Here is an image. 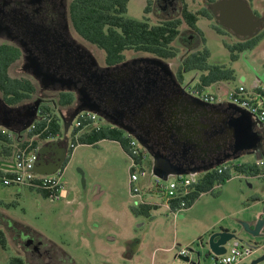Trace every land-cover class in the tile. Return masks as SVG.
Returning a JSON list of instances; mask_svg holds the SVG:
<instances>
[{
  "label": "rangeland",
  "instance_id": "374dc122",
  "mask_svg": "<svg viewBox=\"0 0 264 264\" xmlns=\"http://www.w3.org/2000/svg\"><path fill=\"white\" fill-rule=\"evenodd\" d=\"M158 1L152 0V8L147 11L149 0H130L125 15L157 24L160 20L178 15L182 4H187L189 9L195 12L205 6L204 0H177L174 3L176 8L170 5L163 10L161 7L163 0L160 3ZM250 4L258 11L264 9V0H252ZM197 25L210 50L209 63L225 65L235 71L234 80L204 87L203 92L213 93L226 101L229 90L239 85H244L249 90L264 88L262 80L257 76L264 73V35L255 48L239 52L231 48L240 41L239 37L225 29L216 17L200 15ZM181 29L186 32L183 39L177 38L173 42V45L179 48V54L170 60V64L183 88L188 85L197 88L201 72L192 70L180 73V58L190 46L192 50H197L203 43L195 40L194 44L188 46L187 36L190 34L187 32L188 27L183 24ZM76 38L90 49L100 63H104L103 50L86 42L77 34ZM124 53L126 60L153 58L152 54L145 51L126 50ZM233 54H236V57ZM10 73L19 76L20 64L11 67ZM24 75L28 76L25 72ZM66 112L64 109L65 114ZM99 122L106 123L103 119ZM91 128L88 126L75 134L72 126L67 134L70 142L76 141L77 145L74 148L73 161L63 167L62 179L66 189L70 191V198L73 199L71 206L82 208L76 216L68 210L63 213L59 210L55 212L54 207L58 201L27 185H5L2 181L3 175L0 173V228L5 231L8 239L6 248L0 245V264H8L13 256L28 260V264H150L151 253L158 246L162 248L160 253L164 254H167L164 251L165 247L174 246L169 252L172 257L177 252L176 246L190 248L191 260L197 261L196 252L202 249L203 253L205 252L203 245L213 232H210L211 226L212 229L218 228L219 225L238 229L242 219L254 210L249 209L250 204L257 201V196L264 199V178L246 176L231 168L232 177L229 180L222 185L216 184L213 191L202 193L191 207L180 210L175 222L171 211L167 212L164 208L154 211L153 216L157 215L164 219L171 228L165 231L166 239H143L144 232L149 230L148 223L151 218L136 215L131 209L132 206L140 204V197L130 193L129 179L132 166L130 156L110 139H103L95 145L81 144L79 136L84 130ZM52 139L48 138L47 141ZM243 161L255 163L258 159L255 155L244 154L240 158L228 161L227 165ZM152 166L153 157L146 150L143 161L136 171L144 169L147 176L141 177L138 184L141 195L146 199L161 200L164 191L159 188L168 186L178 178L177 175L171 174L167 180L158 179L152 173ZM184 176L197 182L201 174L192 173ZM99 189L103 192L100 196ZM263 207L264 202L260 201L259 208ZM8 219L14 221V225L12 221L8 222ZM15 221L44 233L47 240L42 239V243L49 254L40 257L37 252L28 250L20 236L24 228ZM143 222L146 223L145 226ZM8 223L11 227L9 229L5 225ZM172 236H177L178 239H169ZM48 242L54 243L57 247L53 249L47 245ZM58 246L65 254L58 252ZM262 253L259 251L256 256ZM201 264L216 262L213 258L204 256L201 258ZM259 264H264V261Z\"/></svg>",
  "mask_w": 264,
  "mask_h": 264
},
{
  "label": "flooded vegetation",
  "instance_id": "af4514ba",
  "mask_svg": "<svg viewBox=\"0 0 264 264\" xmlns=\"http://www.w3.org/2000/svg\"><path fill=\"white\" fill-rule=\"evenodd\" d=\"M251 1L248 0L249 4ZM163 2V10L170 5L176 8L174 3L177 0ZM204 3L214 18L219 15L213 10L214 2L204 0ZM253 11L260 22L254 35L244 37L225 25L223 27L240 40L264 34V9ZM194 42L191 37L188 46ZM0 44H10L20 50V57L10 69L19 63L21 74L14 76L9 69L10 75L24 79L25 72L38 85L35 99L26 106H34L41 101L40 110L44 104L52 105L60 92H70L74 101L64 108L67 116L81 106L90 107L106 122L133 129L152 151L162 152L178 167L188 171L187 174L218 159L240 153L235 152V138L226 128L234 116V110L228 105L201 102L199 108L202 112L196 117L201 125H209L212 129L201 133V144L189 150L178 142V136L159 131L168 117V106L163 103L166 101L165 90L173 91L175 81L179 97H188L177 86L179 82L173 71L159 61L143 58L124 60L116 65L100 63L90 49L76 38L68 18L67 0H0ZM190 48L184 54L190 52ZM156 104L163 114L159 115V120L155 115ZM6 105L0 92V107ZM17 107L23 112L24 104ZM55 108L57 113L58 109L64 112V109ZM11 117L15 129L21 128L27 120L16 113ZM217 142L221 145L220 149H217ZM21 235L28 250L37 252L40 257L49 254L41 239L30 232H22Z\"/></svg>",
  "mask_w": 264,
  "mask_h": 264
},
{
  "label": "trees",
  "instance_id": "16d2710c",
  "mask_svg": "<svg viewBox=\"0 0 264 264\" xmlns=\"http://www.w3.org/2000/svg\"><path fill=\"white\" fill-rule=\"evenodd\" d=\"M129 1L67 0L68 18L75 33L86 42L103 50L105 53V63L116 65L123 62L126 60L124 53L126 50L145 51L163 63H169L171 59L176 58L179 54V48L174 46L173 42L177 38L183 39L186 30L183 32L181 26L186 24L188 27L187 32L190 33L187 36V40L189 41L193 37L197 42L203 43V46L200 49L191 50L180 58V73L182 71H200V89L218 82L235 79L234 69L225 65H211L209 63L210 50L206 46V39L197 25L200 15L212 17L207 7L204 6L201 10L195 12L190 10L187 4H182L178 15L160 20L157 24H150L148 20H138L125 15ZM206 1L215 2L216 0ZM151 3L152 0H149L147 11L151 10ZM263 35L260 34L253 38L241 39L231 48L239 52L253 49ZM233 56L236 57V54H233ZM19 57L20 50L17 47L10 44H0V92L3 101L8 106L14 107L33 102L38 92L37 83L29 76H24L23 79L10 75V66ZM176 78L180 83L177 76ZM73 101L74 95L72 93L60 92L52 105L44 104L41 106L42 116L36 122L37 128L29 136L40 133L46 125L49 128L35 139V145L47 140L49 137L53 138L62 134L63 124L56 112L55 106L64 109L71 106ZM81 129H76L74 133L77 134ZM125 132V130L117 126L93 127L92 129L84 130L78 140L81 144L92 145L97 144L103 139L116 140L122 145L125 152L131 155L132 137ZM23 144V133L19 136L16 133L10 135L0 131V158L10 159L15 148ZM145 152L136 157V160L140 164L143 161ZM262 155L264 156V153ZM231 168L246 176L264 175V168L258 162H243L233 165L228 163L227 168L223 169L222 172H219V167L205 172L197 182L189 185L187 192L183 196L170 200L171 208L173 210L179 208L181 200L187 201L186 208L191 207L202 193L213 191L216 184L222 185L229 180L232 177ZM0 173L4 176V172L2 173L0 170ZM40 192L48 197V193L44 191ZM157 208V205L144 202L131 207L134 214L144 215L149 218L152 217L153 210ZM11 221L8 219V222ZM15 223L24 228V225H21L19 222L15 221ZM8 227L11 228L10 226ZM48 243L47 245L53 249L57 247L54 243ZM0 245L3 248L8 246L7 236L2 228H0ZM61 253L65 254L63 251ZM8 264H28V260L26 261L20 256H13L9 259Z\"/></svg>",
  "mask_w": 264,
  "mask_h": 264
},
{
  "label": "water",
  "instance_id": "95a60500",
  "mask_svg": "<svg viewBox=\"0 0 264 264\" xmlns=\"http://www.w3.org/2000/svg\"><path fill=\"white\" fill-rule=\"evenodd\" d=\"M212 7L214 12H219V15L216 17L219 23L221 25H225L227 28L233 29L237 34L244 37H249L254 35V33L257 31L256 27L260 24L259 18L254 13L248 0H217L212 4ZM246 24L247 28L245 30ZM152 60L159 61L165 66L170 67L169 63H163L154 57ZM94 61L96 62L95 58ZM257 76L264 84V73ZM40 102L41 101H37L34 106L24 105L23 112L22 108L17 106L14 107L6 105L0 107V126H3L14 133L21 135L35 120L41 117L39 110ZM201 102L202 101L197 98H188L185 96L174 99L171 98L168 102L164 100L163 103H166L168 106L166 109L168 117L162 122L164 126L158 130L165 131L166 133L172 134L173 136H178V142H180V144H182L188 150L191 149L192 146H199L201 144V133L207 130L211 131L212 129V127L209 125H201L196 117L197 113L199 114L202 112L199 108ZM179 106L181 107L179 108ZM155 107H157L155 108V115L157 120H159V115L163 114L158 111L157 104ZM228 107L234 110V116L230 119L229 125L226 128L232 132L233 137L235 138V152L238 151L240 153L233 157L226 156L225 158L211 162L209 165L204 166V171L212 170L222 164L227 163L230 160L237 159L240 157L241 153L255 155L258 160L263 158L262 151L264 149V123L241 107L233 104H229ZM82 110L97 112L90 107L81 106L71 116H67L62 110L58 109V115L63 124L62 137L53 138L39 147V159L35 167L36 172L41 174H53L64 166L67 152L56 158L48 165L44 159V154L53 144H57L62 141H64L66 144H69V138L67 134L72 126L74 118ZM14 112L17 115H23L24 119L25 117L27 118V120H24V125L19 129H15L12 126L11 116L15 114ZM113 124L123 130H126L127 132L130 131L126 127L115 122H113ZM135 137L153 157L152 172L156 177H158V179L167 180L171 174L181 176L189 173L188 171L183 170L181 167H178V165L174 164L173 161L162 152L152 151L151 148L147 146L139 136L135 135ZM220 148L221 145H218L217 149ZM13 166L14 163L12 160L9 161L7 159L0 158V168H12ZM191 172H196V170H192ZM263 228L264 207L260 215H251L250 220L240 222L238 229H220L213 231L209 235L208 241L203 245L205 252L203 253V249L196 252L197 261L191 260L190 256L188 255L179 257L185 258L186 261L191 262V264H201V258H204V256L206 258L210 257L216 260L217 255L227 252L228 245L232 240H238L245 245L257 247L258 244L253 243V239L264 237V232L262 231ZM263 261L264 253L253 259L249 264H259Z\"/></svg>",
  "mask_w": 264,
  "mask_h": 264
},
{
  "label": "built area",
  "instance_id": "2783aa9c",
  "mask_svg": "<svg viewBox=\"0 0 264 264\" xmlns=\"http://www.w3.org/2000/svg\"><path fill=\"white\" fill-rule=\"evenodd\" d=\"M179 87L181 88L182 93L190 98H197L205 103L236 105L238 107H241L242 109L247 110L253 116L257 117L261 122L264 123L263 87H259L254 90H249L244 85H239L229 90V92L227 93L226 101H224L222 98H219L213 93L203 92V89H200L199 87L196 88L188 85L183 88L181 84ZM38 119L35 120L26 130L27 138L24 144L15 148L14 153L12 155V161L14 163V166L12 168H1L4 172L2 181L5 185H27L32 189L48 193V197H51L55 200H59L63 197L64 192L66 190L65 183L62 179L64 171L63 167L53 174H41L36 172L35 170L37 161L39 159L38 150L40 146L39 144L35 145L34 141L37 137H39L41 133L45 132L49 128V126L46 125L40 133L29 136V134L37 128L36 122L38 121ZM100 119V116L96 112L90 110H82L74 118L72 126L74 127V131L78 128L83 129L88 126H91L92 128L107 126L105 125L107 124V122L105 121L106 123H101L99 122ZM0 131L5 134H15L14 132L10 131L9 129L3 126H0ZM57 137H62V134ZM131 144L132 154L129 155L132 164L130 173V193L134 196H140L141 189L138 182L141 177L147 176V171L144 169H142L140 172L136 171V168L140 165V163L136 160V157L141 155L142 152H145V149L142 144L134 137H132ZM76 145L77 143L76 141H74L72 142L71 147L75 148ZM257 162L259 163V165L264 166L263 158L259 159ZM222 165L223 166L221 167L218 166L219 172H222L223 169L227 168L226 163ZM184 175L177 176L178 179L176 181L170 182L168 186H162L168 201V207L174 217H176L178 211L182 210L183 208H186L187 201L181 200L180 207L176 210H173L171 208L170 200L183 196L187 192L189 185L194 182L186 179V177L188 176ZM157 183L160 186L159 181H157ZM176 248L178 249V256H186L189 254V250L187 248H179L177 246ZM260 249H264V244H258L257 247H251L239 242L238 240H232L228 245L227 252L221 255H217L215 262L216 264H243L246 259L252 257L256 253V251Z\"/></svg>",
  "mask_w": 264,
  "mask_h": 264
},
{
  "label": "crops",
  "instance_id": "0c3cea01",
  "mask_svg": "<svg viewBox=\"0 0 264 264\" xmlns=\"http://www.w3.org/2000/svg\"><path fill=\"white\" fill-rule=\"evenodd\" d=\"M170 66H171V64H170ZM170 69L172 70V67H170ZM169 82H173V81H169ZM174 84H176L175 81H174ZM174 84H173V87H174V90L173 91L172 90H170V91L165 90V92H164V94H165L164 97H165V99H166L167 102L171 98H173V99L174 98H179V94L177 92V90H178L177 88L178 87H176V85H174ZM177 86H178V84H177ZM180 107L181 106H179V108ZM105 125L115 127V125L113 123H111V122L110 123L107 122V124H105ZM128 130H130V131L127 132L125 130L126 131L125 133L127 135H131L132 137L136 138L135 137L136 134H135L134 130L133 129H129V128H128ZM19 136H21V135H19ZM23 138H24V142H25V140L27 138V132L26 131H24V133H23ZM112 141L113 142H116L118 144V146H120L123 149L122 145L118 141H116V140H112ZM46 142H47V140H45L43 142H40L39 143V146H41L42 144H44ZM71 144L72 143L69 140V144H66L64 141H62V142H59L57 144L51 145L49 147V149L47 150V152L44 154V159H45L47 165L50 164V163H52L59 156H62L63 154H65V152H67L65 164H64L63 167L68 166L69 163L72 162L73 161V158L75 157L74 148L71 147ZM123 151L125 152L124 149H123ZM262 153H264V149H263ZM244 154L245 153H243V154L241 153L240 154V157L242 155H244ZM7 160L11 161L12 158L7 159ZM243 162H250V161H243ZM243 162H241V163H243ZM0 170L2 171L1 168H0ZM205 172H207V171H204L203 168H202L200 170H196V172H190V174H192V173L201 174V176L199 177V179H200L204 175ZM2 173H3V171H2ZM260 177L264 178V176H260ZM129 181H130V179H129ZM159 189H161L162 191H164L161 187ZM101 193H103V192L99 189L98 190V196H100ZM137 197H140V201H139L140 203L144 202V203H149V204L157 205L158 206V208L155 209V210H153V212H152V217H150L151 219H150V221L148 223L149 230H146L144 232L143 239H166V235L167 234L165 233V231L166 230H169V228H171V227L168 225V223L164 219H161L157 215L156 216H153L154 211L161 210L162 208H164L167 212H170V209L168 207V201H167L165 192H164L163 198L161 200L155 199V198L146 199L142 195L137 196ZM63 198H65V199H63ZM256 200L257 201H254L252 204H250V208H249V209H254V210L251 211V213L248 214L247 217H244L242 219V221L250 220L251 215L257 216V215H260L262 213L263 208L262 209L259 208V203H260V201L261 202H264V199H260V197L257 196ZM56 201H58L59 203L54 207L55 208V212H57L59 210V211H61L63 213V212H65V211L68 210L69 213H74L75 216H76V215H78L82 211V208L81 207H76L75 208V207H72L71 206L73 204V199L70 198V191L68 189L65 190L63 197L61 199H59V200H56ZM69 206H71V207H69ZM178 212H177L176 217H174V219H173L174 222L178 218ZM20 224L21 225H24V231L22 230V232H26V233L30 232L35 237H37L38 239H41V240L42 239L43 240L46 239L45 238L46 235L44 233L37 232L35 229H31L28 225H26L24 223H20ZM143 224L145 226L146 223L143 222ZM5 225L9 229L8 224H5ZM209 229H211L210 232H212V231L220 230V229L232 230L233 228H231V227H224L223 225H219L218 228L217 227H214L212 229V226H211ZM262 231L264 232V228L262 229ZM21 233H20V236H22ZM23 238H24V236L21 237V241L24 240ZM169 239H178V238H177V236H174V237L172 236ZM253 243H255V244H264V237H259V238L253 239ZM178 245H179V243H178ZM173 248H174V246L165 247L164 248V251L167 254H164V253H160V251H162V248L161 247H159V246L156 247L153 250V252L151 253V263L150 264H190L188 261H186L185 258L178 256V249L176 247L175 248L177 249V252L174 255V257H172V255L169 252H171L173 250ZM188 250H190V248ZM259 251H262L264 253V249H260V250L256 251V253L252 257L246 259L243 264H249L253 259H255L257 257L256 254L259 253ZM58 252L61 253V251H58ZM189 255L190 254H188V256Z\"/></svg>",
  "mask_w": 264,
  "mask_h": 264
},
{
  "label": "bare ground",
  "instance_id": "6f19581e",
  "mask_svg": "<svg viewBox=\"0 0 264 264\" xmlns=\"http://www.w3.org/2000/svg\"><path fill=\"white\" fill-rule=\"evenodd\" d=\"M171 67V66H170ZM178 81V80H177ZM178 83V82H177ZM178 85L180 86V83H178ZM146 150V149H145Z\"/></svg>",
  "mask_w": 264,
  "mask_h": 264
}]
</instances>
